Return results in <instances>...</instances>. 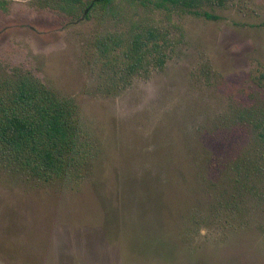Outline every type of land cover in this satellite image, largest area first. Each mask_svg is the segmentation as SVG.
Listing matches in <instances>:
<instances>
[{"label":"rangeland","instance_id":"rangeland-1","mask_svg":"<svg viewBox=\"0 0 264 264\" xmlns=\"http://www.w3.org/2000/svg\"><path fill=\"white\" fill-rule=\"evenodd\" d=\"M86 5L0 0V79L71 100L95 153L70 186L0 165V264H264V0ZM134 24L175 47L122 84L98 44Z\"/></svg>","mask_w":264,"mask_h":264},{"label":"trees","instance_id":"trees-1","mask_svg":"<svg viewBox=\"0 0 264 264\" xmlns=\"http://www.w3.org/2000/svg\"><path fill=\"white\" fill-rule=\"evenodd\" d=\"M53 1L64 8L86 2V12L116 3V0ZM157 1L160 5L187 9L222 6L224 2ZM126 32L119 37L107 36L98 44L107 64L121 75L122 84L133 77L146 75L151 69L161 70L175 47L166 28L134 24ZM248 120L255 131L257 153L264 156V113ZM94 157L92 139L84 131L71 100L59 96L29 72H15L0 79V165L6 164L39 181L70 186L84 179Z\"/></svg>","mask_w":264,"mask_h":264}]
</instances>
